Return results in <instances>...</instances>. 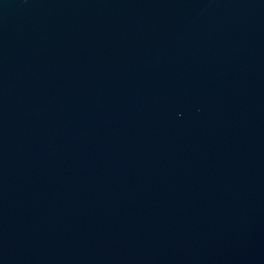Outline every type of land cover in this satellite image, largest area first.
I'll return each mask as SVG.
<instances>
[{
  "label": "water",
  "instance_id": "water-1",
  "mask_svg": "<svg viewBox=\"0 0 264 264\" xmlns=\"http://www.w3.org/2000/svg\"><path fill=\"white\" fill-rule=\"evenodd\" d=\"M0 264H264V0H0Z\"/></svg>",
  "mask_w": 264,
  "mask_h": 264
}]
</instances>
